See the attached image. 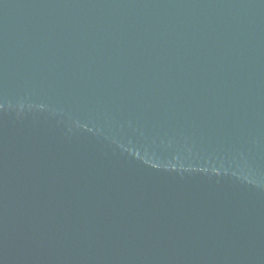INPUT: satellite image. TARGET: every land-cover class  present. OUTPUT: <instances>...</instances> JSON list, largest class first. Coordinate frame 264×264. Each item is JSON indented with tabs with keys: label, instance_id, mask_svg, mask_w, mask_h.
Instances as JSON below:
<instances>
[{
	"label": "water",
	"instance_id": "obj_1",
	"mask_svg": "<svg viewBox=\"0 0 264 264\" xmlns=\"http://www.w3.org/2000/svg\"><path fill=\"white\" fill-rule=\"evenodd\" d=\"M0 264H264V0H0Z\"/></svg>",
	"mask_w": 264,
	"mask_h": 264
}]
</instances>
